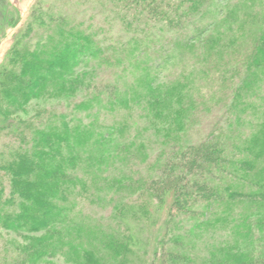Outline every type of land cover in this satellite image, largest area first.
<instances>
[{
  "label": "trees",
  "instance_id": "1",
  "mask_svg": "<svg viewBox=\"0 0 264 264\" xmlns=\"http://www.w3.org/2000/svg\"><path fill=\"white\" fill-rule=\"evenodd\" d=\"M100 1L119 19L115 43L100 36L99 26L38 7L34 23L41 33L33 46L19 39L0 70V132L6 131L0 135V226L50 229L51 235L23 246L31 264L76 243H97L116 264H135L140 221L153 216L155 198L161 207L170 198V264L192 260V230L235 225V233L246 237L258 229L254 225L264 230V0ZM88 64L108 72L102 89L91 90L88 81L86 94L64 103L62 111L40 108L29 121L18 114L48 90L74 95L84 82L72 77L75 68ZM208 77L222 82L228 103L205 136L190 140L186 123L197 107L189 91ZM227 78L237 81L230 86ZM135 116L150 119L151 134L162 135L154 139L152 156L144 140L135 149L134 139L119 141ZM114 141L116 148L133 151L145 171L97 184ZM103 187L115 195H99ZM90 198L112 202L116 225L104 229L71 218L77 202Z\"/></svg>",
  "mask_w": 264,
  "mask_h": 264
},
{
  "label": "rangeland",
  "instance_id": "2",
  "mask_svg": "<svg viewBox=\"0 0 264 264\" xmlns=\"http://www.w3.org/2000/svg\"><path fill=\"white\" fill-rule=\"evenodd\" d=\"M39 1L40 0H0V70L7 64L6 59L9 54H12L14 49L17 50L20 46L17 44L19 43V39H21V43L33 46L41 33V28H36L37 26L34 23L38 7L45 9V7L49 6L54 12L57 10L64 11L77 20H83L85 24L91 25L95 30L98 26L101 27L103 30L100 36H106L107 42L115 43V39L119 35V19L114 12H111L113 8L110 9L109 5L105 6L104 2L100 0H41L43 3H39ZM77 76H80L85 83L80 82L78 87H75L76 92L74 95L68 96V93H62L61 96H56L50 93L51 90H48L46 93H41L38 97L31 99L26 107V111L18 114H22V116L25 117V121H27V118L34 115L36 110L40 108H54L57 111H62L65 107L64 103L71 100L78 101L81 96L86 94L84 90H87L86 83L88 81L91 82V90H100L102 89V87H100V82L107 80L106 77H108L109 74L107 71L95 65L88 64L80 65L75 68V73L72 77L76 78ZM214 77L221 80V77L217 74H214ZM208 78L207 80L206 78L202 80L199 79L198 81L202 84H197L193 87L192 92L189 91V98L194 99L197 107L194 116H192V122L186 123L187 126L190 127L188 134V139L190 140L205 136L215 117L220 114L221 110L224 109L228 103L224 102V99L227 98L229 94L225 86L222 88V82H213L210 77ZM234 81L236 82L237 80H234V78H227V83H225L232 86L234 85ZM94 82L97 83L95 84ZM151 119L153 120L154 117ZM150 121V119L147 120L135 116L134 121H131L130 133L126 134L125 138H119L120 140H117L121 142L125 141V144H127L130 138L134 139L135 144L130 147V149H135L136 144H138L140 140H144L147 145V153L152 156L158 149L154 139L157 136L162 137V135L160 133L157 135L151 134L153 129L150 126ZM145 125H149V128H143ZM135 132H139V135L133 138ZM2 133H6V131L0 132L1 136H3ZM26 133H28L27 129ZM1 140L2 138L0 137V151H3ZM147 140L151 141L147 142ZM14 141L18 143L19 140L17 141V139H14ZM119 141L112 142L113 148L108 152L111 153L110 161L100 164L98 170L100 179L97 184L102 185L104 178L118 177L123 180L128 177L136 178L141 171L144 173V166L140 164L141 160L138 156H134L135 153H133V151H126L125 149H121V147L116 148L115 145L117 144L115 143ZM81 173L84 172L82 171ZM4 185L6 187L5 193H7L8 186L7 180L5 179ZM94 191L95 190L92 189V193ZM98 193L102 196L113 194L112 190L105 187L98 191ZM154 201V204L150 207V213L153 216L149 218V221L145 220V218L140 221L143 226L139 229V233H137L138 235L136 236L140 238L138 242L141 241L142 243L138 259L135 257V261L133 260L135 264L171 263L168 261L169 256H167L166 250L172 248V244H170V240H168L170 239L169 235H172V233L171 231L166 232L165 230L169 219L167 215H170V198L168 197L163 207L159 206V203L157 204L156 198ZM74 210H76V213L74 211L75 214L71 216V218H75L79 223L87 221L104 229H110L112 227L109 225L112 224L114 226L117 222L113 217L112 202L102 201L101 199L95 201L94 198L80 199ZM124 220L130 222L132 225H134V223H139V221L129 218H124ZM186 225L189 226L190 222ZM253 225L254 224L251 226ZM254 226L258 229L253 227V233L251 236H248L249 238L246 237V234L243 236L237 235L235 232L238 230V227L235 225H230V227L216 226L213 228H203L199 231L192 230L193 233L190 236L191 244H189L191 246L190 253L192 260L187 259V261L182 262V264H209L212 263V260V264H219V262L222 264H242L239 262L240 257L244 259L248 257L250 259L249 264H264V259L258 258L260 253H264V230H260L258 225ZM173 228L175 232L180 231V229L177 230L178 227L172 226V230ZM182 231L185 232L183 228ZM134 232L137 231L135 230ZM51 233L50 229L37 232H15L0 226V264H31L29 261L30 255H28L29 252L23 249V246L28 245L37 237L51 235ZM96 245V247L94 246L96 250L93 251L95 248H92L89 244L81 248L76 243L70 246V251L67 248H65V250L56 251L54 255H45L32 264H101V257L102 260L105 259L106 264H116L113 258H109L111 255L108 254V250L97 243ZM73 248H75V250ZM223 258H226L228 262L223 261ZM234 260H236L235 263L233 262Z\"/></svg>",
  "mask_w": 264,
  "mask_h": 264
}]
</instances>
